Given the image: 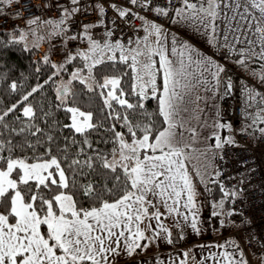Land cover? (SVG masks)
Masks as SVG:
<instances>
[{
	"label": "snow or ice",
	"instance_id": "6c2138e0",
	"mask_svg": "<svg viewBox=\"0 0 264 264\" xmlns=\"http://www.w3.org/2000/svg\"><path fill=\"white\" fill-rule=\"evenodd\" d=\"M12 3L13 0H0V4ZM72 3L77 4L78 0H72ZM129 3L157 15H169L165 8L153 7L152 0H129ZM207 5V8L195 9L185 0V8L198 13L194 19H199L206 29L211 25L210 32H205L210 44L216 40L215 22L223 18L228 29L224 34L225 46L229 33L237 43L248 31L259 34L260 51L257 52L254 42L248 40L247 52H241L245 59L239 63H246L248 56L264 59V0H207ZM112 7L120 19L136 18L131 8ZM98 11L104 15L103 6H99ZM176 15L188 18L182 10H177ZM139 19L144 20L143 17ZM36 22L29 21L30 24ZM97 26L85 25L82 37L70 36V40L86 39L87 47L75 52L69 49L64 63L51 65L55 69L54 75H60L68 71L67 65H74L77 60L82 62L70 72V79L57 87V98L70 120L64 127L83 137L75 154L70 153L67 143L63 148L56 145L51 134H45L47 147L39 154L35 153L32 142L17 144L12 139H0V264H119L118 258L139 255L162 234L171 237L172 233L164 223L168 216L176 214L189 221V216L180 211L181 205L189 210L191 227L198 231L196 192L186 169L189 156L185 149L190 146L184 142L183 131L186 96L196 86L189 79L190 69L193 63L205 68L214 67L216 71L212 76L217 81L224 69L210 60L194 59V49L187 44L178 49L175 38L171 56L180 59L179 62L170 59L161 39L164 33L154 23L145 21L144 31L148 34L135 41L129 39L127 43L121 39L110 40L114 29L105 33L103 43L93 40L90 29ZM151 35L157 38L156 48L149 41ZM185 53H189L187 65ZM154 55L159 57L158 67L153 61ZM104 64H110L115 71L98 79L95 71ZM118 65H124L125 69H119ZM158 73L160 83L157 82ZM125 76H129L127 84L124 83ZM73 81H79L87 92L99 96L102 106L98 111L103 117L99 123L93 111L69 105V96H74ZM196 82L201 83L199 79ZM9 87L15 92L18 86L13 82ZM41 87H33L22 96L21 116L16 119L22 117L23 126L11 128L13 135L27 133L36 137L42 133L39 126L31 123L37 115L34 107L30 103L24 104ZM131 96L136 97L135 103L130 100ZM149 98L157 101L156 115L160 120L144 111V101ZM72 103L75 104V100ZM17 107L13 104L0 112V128H9L6 117ZM104 120L112 122L106 129L113 134L111 142L115 145L110 155L93 149L88 139L93 130L105 126ZM118 124L126 131H118ZM188 131L194 139L195 129ZM260 132L264 133V128ZM41 143L44 141L38 139L37 144ZM71 143L78 142L72 140ZM223 143L233 141L227 139ZM54 145L55 153L52 151ZM25 146L34 154L31 157L16 156L15 150ZM85 147L94 154L85 153ZM215 147H222L218 135ZM97 178L99 182H96ZM81 195L91 202L90 207L80 205L77 197ZM168 242L172 243V240ZM219 255L222 261H216V264H223V261L247 264L242 255L238 261L227 253Z\"/></svg>",
	"mask_w": 264,
	"mask_h": 264
},
{
	"label": "built area",
	"instance_id": "2783aa9c",
	"mask_svg": "<svg viewBox=\"0 0 264 264\" xmlns=\"http://www.w3.org/2000/svg\"><path fill=\"white\" fill-rule=\"evenodd\" d=\"M187 3L199 9L206 0H187ZM112 5L131 8L136 18L120 19ZM99 6L105 10L103 16L98 11ZM152 6L165 8L169 15H157L154 11L132 6L129 0H78L77 4H73L72 0H15L12 4H0V31L27 28L32 20L38 23L57 22L52 45L66 54L69 49L75 52L87 47L88 41L84 38L69 39L70 36L82 37L85 25H99L90 29V35L101 43L110 29H114L110 38L112 41L121 39L127 43L129 39H142L145 36V21L171 29L177 18L176 11L185 8V0H152ZM73 8L78 11L72 12ZM65 10H68L67 13ZM215 23L217 33L211 54L224 69L219 79L218 113L224 126L222 147L215 158L216 173H219L216 181L224 192L235 193L228 206L230 214L241 221L235 234L242 251L246 255L260 256L264 263V133L250 135L241 127L242 121L250 119L253 113L264 114V81L239 71L240 65L253 69L251 65L259 64L264 68V59L251 56L246 58V63H239L245 59L241 52H247L248 40L254 42L257 52L260 51L259 34L248 31L237 43L233 34L229 33L225 46L224 34L228 31L225 21L221 18ZM42 52L39 51L40 55ZM51 59L55 63L60 61L55 55ZM227 139L233 143H223Z\"/></svg>",
	"mask_w": 264,
	"mask_h": 264
},
{
	"label": "trees",
	"instance_id": "16d2710c",
	"mask_svg": "<svg viewBox=\"0 0 264 264\" xmlns=\"http://www.w3.org/2000/svg\"><path fill=\"white\" fill-rule=\"evenodd\" d=\"M20 32H22L21 29L0 31V112L11 107L13 104L18 105L17 110L6 117L9 128H0V133H2L0 139H12L13 142L17 144H24L25 141L32 142L35 145V153L39 154L43 153L47 147L45 134H51L55 138L56 145L63 148L67 143L70 153L75 154V151L80 147L79 141H81L83 137L75 135L70 129L64 127L65 124L70 123V120L68 119V114L63 110L64 106L60 104V100L57 98V87L60 85L61 77L68 76L72 69L79 67L82 62L77 60L74 62L75 66L67 65L68 71L60 75H54L55 69H53L51 65L56 63L52 61L50 56L47 57L43 55V53L40 55L39 44H24L25 41L16 36V34ZM45 57H47V62L45 61ZM117 67L121 70L125 69L124 65H118ZM251 67H253L254 72L259 73V77L253 75L256 77L255 79L264 81V79H261V77H264V68L259 64H253ZM114 71L115 69H113L110 64H104L99 66L95 71V75L99 79L103 75L113 74ZM13 82L17 83L18 86L15 92L9 87ZM129 82V76H125L124 83L127 84ZM38 85L42 86L40 90L34 93L32 97H29V101H25L24 104L30 103L34 107L37 115L36 119L31 123L39 126L43 131L37 134L36 137L30 136L27 133L20 136L13 135L10 132L11 128L19 129L23 126L21 123L23 118L21 117V120L16 119V117L21 116L23 105L20 104V101L22 96ZM71 88L74 96H69V105L78 106L84 111H93L96 114L98 123L103 120L101 112L98 111L102 106V101L99 99V96L87 92L84 85H81L79 81H73ZM129 98L133 103L136 102L135 96ZM73 100H75V104L72 103ZM144 104V111L153 114L155 119L160 120L158 115H156L158 112L157 101L149 98L144 101ZM45 113H48V115L45 116ZM262 120H264V114L261 115L259 112L253 113L250 119L242 121V131L250 135H257L264 125V123L261 122ZM103 123L105 126L93 130L88 139L90 143H92L93 149H98L106 155H110L115 145L111 142L113 140V134L106 129L111 126L112 122L104 120ZM116 128L118 131H126V129L121 128L119 124ZM65 137H68L67 141ZM38 139L44 141V143L37 144ZM72 140H76L78 143L72 144ZM56 150L54 145L52 148L53 153H55ZM85 153L94 154L90 149H87V147H85ZM33 154V150L28 149L26 146L23 149L17 148L15 150L16 156L31 157ZM99 170L104 171L103 169ZM79 179L84 180L85 178L80 177ZM89 179H92V177H89ZM96 182H99L98 178ZM219 188V190H221L220 186ZM77 199L81 206L86 208L91 206V202L82 195L78 196Z\"/></svg>",
	"mask_w": 264,
	"mask_h": 264
},
{
	"label": "rangeland",
	"instance_id": "374dc122",
	"mask_svg": "<svg viewBox=\"0 0 264 264\" xmlns=\"http://www.w3.org/2000/svg\"><path fill=\"white\" fill-rule=\"evenodd\" d=\"M201 7L207 8V0L206 3ZM183 15L187 16V19H182L181 17L175 21L172 25L171 29H162L164 35L161 39L164 42L165 54L169 56L170 59L177 60L179 62V57L171 56V48L173 44V38L178 42L177 48L179 49L182 44L189 45L192 49H194L193 57L194 59L203 58L205 61L210 60L214 65L220 67L219 62L215 57L211 54V46L209 43L208 35L205 34L206 31L210 32L211 25L206 29L202 23H200L199 19H194L193 17H197L198 13L195 11H190L187 9L183 12ZM22 32L16 34L19 39L24 40V44L28 45H36L39 44V51L44 49L43 55L47 57H51L55 55L58 56L60 62H56V64L64 63L65 53L63 50L56 48V45H52V41L54 39L55 30L53 24L51 23H34L29 24L27 28L21 29ZM148 33L145 32V35ZM23 36V38H21ZM156 36H149V41L152 44L153 48H156L158 45L156 44ZM63 45H59L61 47ZM143 47V44H141ZM189 53H185V65H187V56ZM153 61L156 62V66L158 67L159 57L157 55L153 56ZM55 63V62H54ZM75 68L72 69L74 71ZM254 69H250L247 65H240L239 71L245 73L249 76L254 77L258 76V72H254ZM216 71L214 67L205 68L204 65H198L193 63L190 69L189 79L196 86L189 92L186 96L185 107L187 108L186 114L187 119L185 120L184 128V137H187L186 143L193 150L190 152H198L201 153L204 151V161L206 166V171L209 170V162L210 158H213L214 154L211 152L212 150H217L215 147L216 142L211 144L208 140L209 138V130H214L215 125L211 124V122L207 119L213 118L215 116L214 107L212 103V99H215V84L214 78L212 76V72ZM64 73V72H62ZM86 75V72L83 73ZM256 78V77H254ZM70 79V74L66 77L62 76L60 79V84L62 82H66ZM197 79L201 81V83H197ZM157 82H161L160 74H157ZM217 87V86H216ZM219 126V123L217 124ZM216 125V126H217ZM189 129H195L196 136L193 139L188 131ZM222 142V141H221ZM210 155V156H209ZM225 193H229V195H225ZM224 196L218 198L217 200H202L199 197V208L204 216V224L205 228L206 222H208L209 212L211 214L209 221L210 232L206 241H201L199 251L200 257L197 258V261L203 262L206 264V259H208L207 264H216V261H222V256L219 254L227 253L234 260H240L241 255L243 259L247 262V264H263L260 256H249L245 255L239 245L238 238L235 234L236 230L239 228L240 219L234 215L230 214L227 196H232L231 192H223ZM200 195V194H199ZM214 199V198H212ZM223 205L221 207L220 205ZM214 213H217L214 215ZM235 217V218H234ZM237 218V219H236ZM239 219V221H238ZM207 229V232H208ZM235 241V244L232 242ZM223 245V247H220ZM238 245V247H237ZM205 251V252H203ZM215 257V259H213ZM223 264H227L226 261H223Z\"/></svg>",
	"mask_w": 264,
	"mask_h": 264
},
{
	"label": "crops",
	"instance_id": "0c3cea01",
	"mask_svg": "<svg viewBox=\"0 0 264 264\" xmlns=\"http://www.w3.org/2000/svg\"><path fill=\"white\" fill-rule=\"evenodd\" d=\"M186 10L187 8H183L182 12ZM178 18L179 16H177L176 20H178ZM56 23L57 22L51 23L53 24L55 34L57 30ZM41 50L44 51V49ZM219 64H220V68H223L220 62ZM221 74L222 72L219 73L218 81L217 79H214L215 99L214 98L212 99V103L214 107L215 116L211 118V120L210 118L207 119L211 122V124L215 125L214 130H209L208 140L210 141L211 144H214V142H216L217 135L221 138V141L223 137L222 128L224 126V123L221 121L218 113L219 79ZM183 118L184 120L187 119L185 113H183ZM218 123L219 126L217 125ZM186 139L187 137H184L185 143H186ZM219 149L220 148H217L216 151L211 149V152L214 154V156L213 158H210L209 162L207 163L209 165V170H210L208 172L206 171V166L204 161V157H205L204 151L202 153L200 151L196 153L194 152L192 153L190 152V150L191 151L193 150L190 147L185 149V151L188 153L189 156V159L186 161V169L189 173V177L192 181L194 190L196 192L195 202L197 205L196 219H197L198 231L193 230L191 227L190 221L192 219V216L189 213V210L184 209L181 205L180 211L183 212L185 215L189 216V221H184L182 216L176 214L168 216L167 219L164 220V223L169 228V231L172 233L171 237H168L167 234H162L161 237L155 240V242H152L147 249L140 251L139 255H136L131 258L126 256H121L120 258H118L119 264H203L202 261L201 262L197 261V258L201 256L200 255L201 252L199 251L200 243L201 241L207 240L208 236L206 235H208L210 232V229L208 228L210 225L209 221L211 214L209 212V216H208L209 221L206 222L207 228H205V224H204L205 215H203V213L200 211L198 202H199V197H201L203 201L206 200L208 202L209 200H217L218 198H220V196L221 197L224 196L223 194L224 191L222 189L219 190L220 189L219 184L216 181L215 158L216 155L218 154ZM230 198H231L230 196H227V201H229ZM240 226H241V221L238 227ZM169 239L172 240V243L168 242ZM205 262L207 264L208 259H206Z\"/></svg>",
	"mask_w": 264,
	"mask_h": 264
}]
</instances>
